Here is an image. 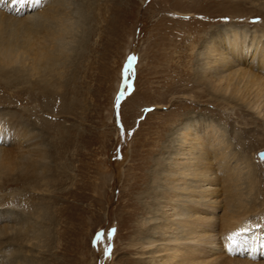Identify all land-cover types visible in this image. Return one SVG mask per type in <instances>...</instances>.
I'll use <instances>...</instances> for the list:
<instances>
[{
	"label": "rangeland",
	"instance_id": "rangeland-1",
	"mask_svg": "<svg viewBox=\"0 0 264 264\" xmlns=\"http://www.w3.org/2000/svg\"><path fill=\"white\" fill-rule=\"evenodd\" d=\"M49 2L42 0L41 6L33 11L45 10ZM68 3L85 11L92 4L88 8L89 21L77 33L78 36L84 31L87 37L77 49L78 56L72 60L73 64H68L63 76L56 81L55 87H61L51 95L50 101L39 97L37 90V93L30 92L31 99L30 90L26 94L19 92L22 85L11 89L17 93L13 96L2 87L3 81L0 82V97L5 99L0 101V110H33L29 116L23 115L34 126L28 138L38 136L30 141L8 134L4 142L0 141V146L12 152L13 159L21 149L18 139L22 140V150L26 151L33 149L31 144L40 143L41 139L43 145L40 143V146H49L50 153L55 152L53 167H67L61 182H52L47 187L48 192L33 189L23 181L0 185V213L2 216L7 212L12 214L8 221L11 226L20 215L36 219L31 211L42 203L50 208L49 234L47 240H41L44 244L37 240L28 243L25 238L11 245L3 244L1 254L15 248L20 252L19 257L25 256L38 264H136L139 261L147 264L150 257L147 250L130 247L129 241L136 239L137 228L149 216L139 211L133 219L128 218L127 208L124 209L129 199L125 196L126 184L131 183L128 179L150 172L153 164L149 160L161 155L163 146L171 138L170 133L187 116L214 119L231 142L237 135L242 138L245 154L261 177L259 190L263 195H258L264 197V164L257 161V154L264 151L263 121L258 116L257 119L253 110L247 111L238 105L232 109L205 96L202 88L191 86L195 55L212 29L225 30L234 26L264 34L263 0H68ZM16 9L22 10L19 6ZM19 17L22 16H16ZM133 55L137 59L134 74L128 81L130 88L121 96L122 73ZM240 61L243 68H250L252 57ZM28 77L37 81L36 75ZM69 77H72L71 82L65 87L64 81ZM169 81L172 82L170 86L166 83ZM168 86L170 90L166 91ZM66 88L67 102H70L67 108L54 98L62 95ZM162 93H166L165 102L158 100ZM136 106L141 110L134 111ZM200 127L197 126V130ZM119 174L121 180L118 181ZM218 177L212 187L221 195L223 189ZM42 198L43 201H39ZM259 202H262L260 198ZM220 207L208 213L215 233L220 231ZM250 215L248 217L253 218L243 223V236L249 227L264 231V217L257 213ZM118 225L119 236L116 237ZM147 226L145 224V228ZM99 232H104L105 237L112 232L111 241L106 238L104 244L94 246ZM221 235L219 232L216 238ZM108 243L111 254L106 258L104 248ZM212 245L207 246L208 258H217V262L224 258L246 259L245 255L234 256L223 243ZM260 246L264 251V238L259 241ZM261 253L256 255L259 259L251 260L264 262Z\"/></svg>",
	"mask_w": 264,
	"mask_h": 264
},
{
	"label": "bare ground",
	"instance_id": "bare-ground-1",
	"mask_svg": "<svg viewBox=\"0 0 264 264\" xmlns=\"http://www.w3.org/2000/svg\"><path fill=\"white\" fill-rule=\"evenodd\" d=\"M47 4L49 5L45 10L33 11L35 8L27 5L22 10H17V6L0 2V82L3 81L2 87L13 96L17 93L11 89L22 85L19 92L30 90L28 95L31 99L33 96L30 92L37 90L39 97L50 101L51 95L56 94L61 87L56 88V81L63 76L66 66L78 56L77 49L87 37L84 31H80L78 36L77 33L89 21L88 8L92 4L86 7L87 11L73 8L68 0H50L45 5ZM19 15L22 17L16 18ZM233 27L225 30L212 29L207 33L209 36L195 55L196 68L191 86L202 88L205 96L232 109L238 105L247 111L253 110V114L264 123V34ZM247 56L250 59L252 57L251 66L243 68L240 59ZM19 72L20 74H15ZM29 75H36L37 81H31ZM70 79L72 77L64 81L65 87L71 82ZM166 83L169 86L172 84L170 81ZM169 86L166 91L170 90ZM66 91L67 88L62 95L54 97L65 108L70 106ZM166 93L160 94L159 102H165ZM3 99L4 97H0V101H5ZM138 109L139 106H136L134 111ZM29 112L33 110H0L1 142L8 138V134L30 141L38 138L37 135L28 138L34 126L23 113L29 116ZM197 126H201L199 130ZM224 133L214 119L187 116L170 133L171 138L163 146L161 155L149 160L153 164L150 172L140 178L128 179L131 183L126 184L128 190L125 191V196L129 199L124 208H127L128 218L133 219L134 214L139 211L149 216L137 228L136 239L129 241V246L147 250L146 253L150 255L147 264H264L263 261L251 260L258 258L256 255L261 252L264 257V251L259 247L264 231L255 228L251 230L250 227L249 231L244 232V236H237V239L247 237L252 243L232 252L237 258L245 255L246 259L224 258L217 262V258H208L207 246L219 242V245L223 243L228 248L227 237L241 233L243 223L253 218L248 217L250 214L257 213L264 217L260 210V207L264 208V197H260L263 192L260 193L259 190L262 181L258 170L247 158L242 138L237 135L236 140L231 142ZM21 141L17 140V146L21 149L16 151L13 159L12 152L0 146V185L23 181L33 189L48 192L47 187L52 182H61L66 165L53 167L55 152L50 153L49 146H42L41 139L38 141L42 145L31 144L33 149L29 151L22 150ZM258 154L257 161L264 164ZM47 159L50 161L47 162ZM214 174L219 176L220 187L223 189L221 195L212 187L216 178L213 177ZM116 179L121 180V174ZM138 193H141L140 197L132 198ZM259 198L262 202L258 203ZM39 201H43V198ZM219 206L222 209L218 218L219 232L222 235L216 238L219 232L215 233L216 228L208 213ZM49 211L48 205L42 203L31 211L33 215L36 214V219L20 215L18 218L14 217L17 221L12 226L8 223L12 214L7 212L2 216L0 213V250L3 244L11 245L25 238L28 243L37 240L44 244L41 240L49 234ZM167 211L171 213L167 214ZM145 224H148L146 228ZM119 229L118 225L117 234H114L116 237L119 236ZM19 254L15 248L7 254L0 253V264H38L25 256L19 257ZM143 263L139 261L136 264Z\"/></svg>",
	"mask_w": 264,
	"mask_h": 264
},
{
	"label": "snow or ice",
	"instance_id": "snow-or-ice-1",
	"mask_svg": "<svg viewBox=\"0 0 264 264\" xmlns=\"http://www.w3.org/2000/svg\"><path fill=\"white\" fill-rule=\"evenodd\" d=\"M0 2L4 3V4H11L14 7L19 6V7H24V6H29L32 8H36L38 6L41 5V0H0ZM136 57L130 56L126 62L125 68L123 70L122 73V84H123V88L121 91V96L124 95L125 92H128L129 88H130V84L128 83V81L131 79V76L134 74V68H135V62H136ZM120 103V98H117V106H119ZM261 161L264 162V154H261ZM245 232L247 231V229L244 230ZM242 235L241 233H234L230 236L227 237V240L229 241L228 244V251L229 252H233L236 251L239 247H248L252 241L245 237L241 240L237 239V236ZM107 238V240L110 242L112 239V232H109L107 234V237H105V233L104 232H99L97 233L95 240H94V246L96 245H100V244H104L105 243V239ZM104 253H105V257H109L111 254V244L108 243L105 248H104Z\"/></svg>",
	"mask_w": 264,
	"mask_h": 264
},
{
	"label": "water",
	"instance_id": "water-1",
	"mask_svg": "<svg viewBox=\"0 0 264 264\" xmlns=\"http://www.w3.org/2000/svg\"><path fill=\"white\" fill-rule=\"evenodd\" d=\"M261 154H264L263 152L259 153L258 156H261Z\"/></svg>",
	"mask_w": 264,
	"mask_h": 264
}]
</instances>
